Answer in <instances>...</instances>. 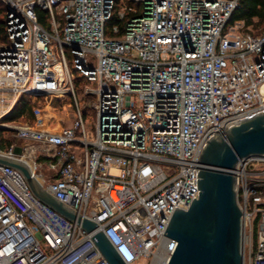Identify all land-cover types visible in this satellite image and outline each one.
Returning <instances> with one entry per match:
<instances>
[{
    "label": "built area",
    "instance_id": "1",
    "mask_svg": "<svg viewBox=\"0 0 264 264\" xmlns=\"http://www.w3.org/2000/svg\"><path fill=\"white\" fill-rule=\"evenodd\" d=\"M117 1L1 0L0 154L19 147L42 189L94 222L125 264H167L177 243L164 233L175 208L198 199L206 142L264 111V30L228 26L239 0ZM76 73L94 83L84 88L95 99L92 137ZM23 95L69 96L75 118L51 129L33 109L32 125L4 122ZM235 191L244 264H264V158L239 161ZM0 264L107 263L84 230L0 165Z\"/></svg>",
    "mask_w": 264,
    "mask_h": 264
},
{
    "label": "water",
    "instance_id": "2",
    "mask_svg": "<svg viewBox=\"0 0 264 264\" xmlns=\"http://www.w3.org/2000/svg\"><path fill=\"white\" fill-rule=\"evenodd\" d=\"M15 156L0 154V165L18 171L39 201L84 230L107 264H125L94 222L43 190L31 161ZM248 158H264V111L220 128L206 142L196 163L198 199L187 210L175 208L164 233L177 243L167 264H244L235 168Z\"/></svg>",
    "mask_w": 264,
    "mask_h": 264
},
{
    "label": "rangeland",
    "instance_id": "3",
    "mask_svg": "<svg viewBox=\"0 0 264 264\" xmlns=\"http://www.w3.org/2000/svg\"><path fill=\"white\" fill-rule=\"evenodd\" d=\"M118 7H122L125 5L131 6L127 0L125 2H122V0L117 1ZM235 26H241V23H235ZM240 32H252V33H259L261 30H254L252 27H249L245 29L244 25L239 30ZM106 37L109 36V31L106 29ZM85 86L88 87H94V83L92 82H86L85 80L80 83L79 87H76L74 85V94L76 97V100H78L79 107L81 109L82 114L84 115V124L86 129L88 130V133L90 137L93 136L94 132V125H95V113L94 110L91 108V103L95 100L94 96L91 95H85L84 88ZM33 102L37 103V114H38V120L40 121V124H47L50 122V128H56L57 126L60 127H68L71 125L72 121L75 118V106L72 103V99L69 96H64L61 98H57L50 95H43V97L36 96L33 97ZM17 126H23V125H30L28 123H25L23 121H17ZM5 134V132H0V138ZM12 141V140H11ZM16 145H19L18 141H14ZM38 173L43 177L44 180H47L46 171L42 170L41 168H38ZM47 186V182L44 185ZM243 253H244V247H243ZM244 260H245V254H244ZM143 263L147 264L149 260H142Z\"/></svg>",
    "mask_w": 264,
    "mask_h": 264
},
{
    "label": "trees",
    "instance_id": "4",
    "mask_svg": "<svg viewBox=\"0 0 264 264\" xmlns=\"http://www.w3.org/2000/svg\"><path fill=\"white\" fill-rule=\"evenodd\" d=\"M118 7V5L116 6ZM40 23L44 24V14L41 11L37 12ZM5 9L0 0V44L5 41ZM112 20L110 22L113 23ZM235 23H243L245 29L252 27L254 30H264V0H239V7L232 13L228 22V26H233ZM84 79L79 77L76 73L74 78V85L79 87ZM43 97V96H40ZM33 96L23 95L17 102L14 109L4 119V122H17L23 121L30 125L36 121V116L33 109H37V103L33 102ZM1 140V138H0Z\"/></svg>",
    "mask_w": 264,
    "mask_h": 264
},
{
    "label": "bare ground",
    "instance_id": "5",
    "mask_svg": "<svg viewBox=\"0 0 264 264\" xmlns=\"http://www.w3.org/2000/svg\"><path fill=\"white\" fill-rule=\"evenodd\" d=\"M40 125L44 126L45 124H40ZM160 260H162V258H160ZM154 264H156V263H154Z\"/></svg>",
    "mask_w": 264,
    "mask_h": 264
},
{
    "label": "crops",
    "instance_id": "6",
    "mask_svg": "<svg viewBox=\"0 0 264 264\" xmlns=\"http://www.w3.org/2000/svg\"><path fill=\"white\" fill-rule=\"evenodd\" d=\"M46 125V124H45Z\"/></svg>",
    "mask_w": 264,
    "mask_h": 264
}]
</instances>
